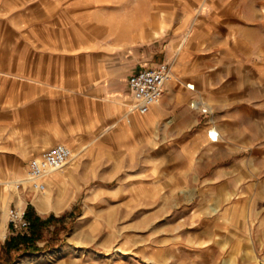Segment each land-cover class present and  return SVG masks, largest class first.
<instances>
[{"label":"rangeland","instance_id":"obj_1","mask_svg":"<svg viewBox=\"0 0 264 264\" xmlns=\"http://www.w3.org/2000/svg\"><path fill=\"white\" fill-rule=\"evenodd\" d=\"M162 61L176 87L264 74V0H0V109H9L0 111V179L23 177L28 159L56 142L87 145L64 188L19 185L21 200L0 199V244L22 230L13 213L28 203L43 217L65 214L38 241L62 223L58 247L11 264H264L247 202L201 192L203 177L186 181L183 156L162 144L165 122L130 129L126 78ZM38 138L46 144L33 154ZM42 192L59 210L37 207Z\"/></svg>","mask_w":264,"mask_h":264},{"label":"crops","instance_id":"obj_2","mask_svg":"<svg viewBox=\"0 0 264 264\" xmlns=\"http://www.w3.org/2000/svg\"><path fill=\"white\" fill-rule=\"evenodd\" d=\"M153 20L156 22L158 17L154 15ZM147 23L141 30H145ZM79 38L90 39L84 34ZM130 105L125 108L130 129L152 130L165 122L162 144L174 147L175 160L183 156L186 181L203 177L206 183L200 188L197 186L201 192L235 194L237 203L245 200L249 217L259 226L256 240L264 242V74L241 82L236 74L215 75L199 86L190 85L187 80L186 85L179 87L167 83L160 102L151 105L148 111L139 113L131 110ZM89 108L86 112L91 114L92 105ZM116 110L114 106L109 107L112 113ZM0 111L8 112L7 104ZM110 125L115 123L104 131ZM209 129L217 132L215 139ZM113 132L125 133L121 127ZM45 144V139L38 138L28 148L36 145L35 154ZM86 148L87 145L82 144L77 150ZM92 150L91 147L87 151L92 154ZM73 167L74 163H70L60 175L62 188Z\"/></svg>","mask_w":264,"mask_h":264},{"label":"built area","instance_id":"obj_3","mask_svg":"<svg viewBox=\"0 0 264 264\" xmlns=\"http://www.w3.org/2000/svg\"><path fill=\"white\" fill-rule=\"evenodd\" d=\"M172 73L167 62L162 61L149 66H140L134 69L126 78L127 87L130 91L132 103L131 110L139 113L148 111L151 105L159 103L165 90V84L171 79ZM192 105H195L193 102ZM203 111L206 107H202ZM209 134L212 138L217 137ZM72 154V149L63 142H56L46 148H42L37 154L31 156L27 161V169L17 186L29 187L35 191H43L46 188L44 180L48 172L61 166ZM24 209L18 216L20 232H27L29 221L24 218ZM12 214V213H11ZM12 222V220H10Z\"/></svg>","mask_w":264,"mask_h":264},{"label":"trees","instance_id":"obj_4","mask_svg":"<svg viewBox=\"0 0 264 264\" xmlns=\"http://www.w3.org/2000/svg\"><path fill=\"white\" fill-rule=\"evenodd\" d=\"M23 215L29 221L28 232L9 233L0 244L2 253L0 264H11L15 257L20 254L37 252L54 246L58 247L60 243V238H58L57 233L59 228L64 226L62 223L54 226L51 230L52 233L44 239L42 245L38 244V241L43 239L44 230L49 228L51 224L63 220L65 214H61L58 217L53 213H49L43 217L35 210L33 204L28 203L24 208Z\"/></svg>","mask_w":264,"mask_h":264},{"label":"bare ground","instance_id":"obj_5","mask_svg":"<svg viewBox=\"0 0 264 264\" xmlns=\"http://www.w3.org/2000/svg\"><path fill=\"white\" fill-rule=\"evenodd\" d=\"M215 133H216V131L211 129V135L215 136ZM79 151H80V149L77 150V152L72 150L71 156L61 166H59L57 169H53V170H51L50 172L47 173V175L44 178L45 182L49 183V182L55 181L56 179L59 180L60 175H62V173L66 170V168L69 167V165L71 163L70 160L73 159L77 154H79ZM69 161H70V163H69ZM12 177L5 178V179H0V199H1V201L3 203H5V205H7L6 202L8 201V199H10V196H12L11 193H16L17 196H19V200H21V197H20V194H19V190L17 188V183L20 181V179L22 177H15V174H13ZM60 189H62V188H60ZM59 192H61V191H59ZM51 201H53V200L46 194V192L40 193L35 199L37 207L39 209H41L42 211L43 210H50V209L59 210V208L61 206V204H59L60 202L57 201L55 204H57V203L58 204L55 205V204H52ZM5 205L3 207H1L2 208L3 217L4 216L6 217V215H7L6 214L7 211H6ZM21 212H22V209L20 208L17 211V214L20 215ZM4 231L5 230H2V231L0 230V234L3 235Z\"/></svg>","mask_w":264,"mask_h":264}]
</instances>
